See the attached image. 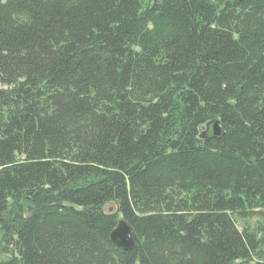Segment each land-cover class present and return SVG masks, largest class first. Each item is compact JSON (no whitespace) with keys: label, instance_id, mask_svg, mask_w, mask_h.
<instances>
[{"label":"trees","instance_id":"trees-1","mask_svg":"<svg viewBox=\"0 0 264 264\" xmlns=\"http://www.w3.org/2000/svg\"><path fill=\"white\" fill-rule=\"evenodd\" d=\"M0 83V264H264V0H0Z\"/></svg>","mask_w":264,"mask_h":264},{"label":"water","instance_id":"water-1","mask_svg":"<svg viewBox=\"0 0 264 264\" xmlns=\"http://www.w3.org/2000/svg\"><path fill=\"white\" fill-rule=\"evenodd\" d=\"M224 123L220 116L207 125V130L201 135L206 141L221 139L224 135ZM111 242L121 250L131 251L135 247L133 232L129 225L124 221H119L118 227L110 236Z\"/></svg>","mask_w":264,"mask_h":264},{"label":"rangeland","instance_id":"rangeland-1","mask_svg":"<svg viewBox=\"0 0 264 264\" xmlns=\"http://www.w3.org/2000/svg\"><path fill=\"white\" fill-rule=\"evenodd\" d=\"M1 89H6V87H4L1 83H0V90ZM107 210L109 211H115V208L112 207V206H108L107 207ZM237 225L239 226V228H243V226L245 227H249L251 228L252 230L256 231L258 229V233H261L262 229H264V220L262 219H255V220H252L250 222H240L238 221L237 222Z\"/></svg>","mask_w":264,"mask_h":264}]
</instances>
